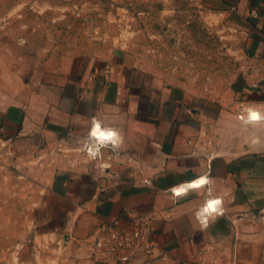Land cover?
Returning <instances> with one entry per match:
<instances>
[{
  "label": "crops",
  "instance_id": "crops-1",
  "mask_svg": "<svg viewBox=\"0 0 264 264\" xmlns=\"http://www.w3.org/2000/svg\"><path fill=\"white\" fill-rule=\"evenodd\" d=\"M224 1L247 24L252 63L230 103L198 104L124 53L60 62L37 96L0 99V133L28 149L74 123L95 146L107 143L97 126L116 135L101 165L70 170L49 194L45 233L75 264H106L93 259L96 229H130L139 214L153 218L154 250L133 264H264V0ZM212 200L222 216L206 214Z\"/></svg>",
  "mask_w": 264,
  "mask_h": 264
},
{
  "label": "rangeland",
  "instance_id": "rangeland-1",
  "mask_svg": "<svg viewBox=\"0 0 264 264\" xmlns=\"http://www.w3.org/2000/svg\"><path fill=\"white\" fill-rule=\"evenodd\" d=\"M247 33L224 0H0V99L37 96L60 62L124 53L198 104L230 103L252 67ZM73 126L30 149L0 133V264L76 263L45 233L49 194L70 170L101 165L105 148Z\"/></svg>",
  "mask_w": 264,
  "mask_h": 264
},
{
  "label": "built area",
  "instance_id": "built-area-1",
  "mask_svg": "<svg viewBox=\"0 0 264 264\" xmlns=\"http://www.w3.org/2000/svg\"><path fill=\"white\" fill-rule=\"evenodd\" d=\"M107 142L105 144L98 141L97 147L101 145L117 146L119 144L116 135ZM91 147L89 146L88 150H92ZM183 192L174 191V194L175 196H181L187 193L188 190L184 189ZM215 201L217 200L206 202L204 210L208 216L216 217L224 214V211L221 210L222 201L215 205V211L207 210L209 204ZM152 223L153 218L151 216L139 214L134 218L130 229L121 228L115 223L101 224L94 234L93 259L98 263L133 264L138 255H151L154 250Z\"/></svg>",
  "mask_w": 264,
  "mask_h": 264
},
{
  "label": "clouds",
  "instance_id": "clouds-1",
  "mask_svg": "<svg viewBox=\"0 0 264 264\" xmlns=\"http://www.w3.org/2000/svg\"><path fill=\"white\" fill-rule=\"evenodd\" d=\"M252 119L255 120L257 119V116L255 114H253ZM93 136H98L99 139L101 140H106V139H111L113 137V133L109 132L107 135H105L104 133L100 132L99 127L97 126V128L92 132ZM219 204V201H215L212 204H209L208 209L210 211H215V205Z\"/></svg>",
  "mask_w": 264,
  "mask_h": 264
},
{
  "label": "bare ground",
  "instance_id": "bare-ground-1",
  "mask_svg": "<svg viewBox=\"0 0 264 264\" xmlns=\"http://www.w3.org/2000/svg\"><path fill=\"white\" fill-rule=\"evenodd\" d=\"M109 132H106V133H104L105 135H107ZM113 133V132H112ZM113 136H114V133H113ZM95 138L97 139V136H95ZM107 141L109 140V139H106ZM108 143V142H107ZM197 185V187L198 186H200V185H198V184H196ZM179 191H181V190H179ZM181 193H182V191H181Z\"/></svg>",
  "mask_w": 264,
  "mask_h": 264
}]
</instances>
